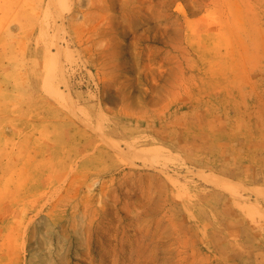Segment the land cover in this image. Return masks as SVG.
<instances>
[{"label": "rangeland", "instance_id": "1", "mask_svg": "<svg viewBox=\"0 0 264 264\" xmlns=\"http://www.w3.org/2000/svg\"><path fill=\"white\" fill-rule=\"evenodd\" d=\"M0 264H264V0H0Z\"/></svg>", "mask_w": 264, "mask_h": 264}]
</instances>
